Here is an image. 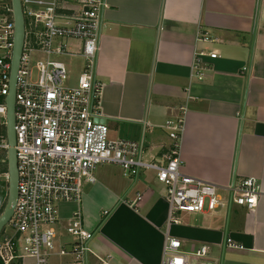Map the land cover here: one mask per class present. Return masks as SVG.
I'll list each match as a JSON object with an SVG mask.
<instances>
[{
    "label": "crops",
    "instance_id": "1",
    "mask_svg": "<svg viewBox=\"0 0 264 264\" xmlns=\"http://www.w3.org/2000/svg\"><path fill=\"white\" fill-rule=\"evenodd\" d=\"M106 3L95 80L109 139L143 142L146 159L163 165L171 143L165 123L184 108V172L219 187L226 201L228 187L243 179L256 180L262 195L253 211L233 204L182 213L179 224H169L166 189L155 171L131 180L105 167L80 202L59 205L56 252L70 242L65 229L78 213L94 234L90 264H162L167 237L181 242L188 264H264V0ZM68 45L80 51L79 41ZM3 206L0 196V212ZM202 247L208 253L197 257Z\"/></svg>",
    "mask_w": 264,
    "mask_h": 264
},
{
    "label": "built area",
    "instance_id": "2",
    "mask_svg": "<svg viewBox=\"0 0 264 264\" xmlns=\"http://www.w3.org/2000/svg\"><path fill=\"white\" fill-rule=\"evenodd\" d=\"M10 1L0 0L2 163L7 160L9 150L7 97L15 47ZM21 4L25 37L15 95L18 200L14 216L0 235V264H51L56 253L70 257V264H90L94 234L86 228L82 216L77 213L72 218L65 229L70 242L57 252L60 235L55 227L59 205L80 202L85 188L98 183V172L105 167L119 168L131 180L155 171L157 181L166 189L169 224H179L178 215L182 213L215 212L233 204L249 211L257 208L262 191L256 180L234 182L228 187L230 199L226 201L220 196L219 187L184 172L181 158L184 108L180 116L165 123L171 143L164 151L163 165L154 158L146 159L143 142L111 141L108 126L96 123L102 116V86L95 80V73L103 15L108 9L106 0H21ZM68 40L79 41L80 51L72 50ZM33 54H42L46 60L34 62ZM54 57L82 58L77 85L67 86L71 72ZM209 57L215 60L218 54L213 52ZM202 66H195L199 81L204 78ZM0 179L7 183L8 173L0 175ZM136 200L137 204L142 202L143 195L138 194ZM108 214L105 212L104 216ZM227 243L237 248L232 240ZM207 253L208 248L202 247L195 255L204 257ZM162 264H188L179 240L167 237Z\"/></svg>",
    "mask_w": 264,
    "mask_h": 264
},
{
    "label": "water",
    "instance_id": "3",
    "mask_svg": "<svg viewBox=\"0 0 264 264\" xmlns=\"http://www.w3.org/2000/svg\"><path fill=\"white\" fill-rule=\"evenodd\" d=\"M14 24H15V37H14V54L12 61V71H11V90L10 94L7 97L8 105V143L9 150L7 164L9 179L6 184L7 192L6 198L7 202L5 208L0 215V235L3 229L9 224L12 217L14 216L16 210V204L18 200V169H17V157H16V135H15V95H16V82H17V73L19 69L20 57L22 53V48L24 44L25 37V21L23 17L22 4L21 0H11ZM97 124H106V120L97 119Z\"/></svg>",
    "mask_w": 264,
    "mask_h": 264
},
{
    "label": "rangeland",
    "instance_id": "4",
    "mask_svg": "<svg viewBox=\"0 0 264 264\" xmlns=\"http://www.w3.org/2000/svg\"><path fill=\"white\" fill-rule=\"evenodd\" d=\"M32 58H33L34 62L41 61V60H46V57L43 56L42 54H33ZM53 60L64 62L67 65V67L69 68V70L71 72V76L74 75L73 76V79L74 80H77V78H78L77 72H78V70L82 66V61H83L82 59H81L82 60L81 61L80 59H69V58H64V57H62V58H55L54 57ZM71 81L72 80L68 81L67 86H72L73 87L74 85H76V84H73V81L72 82ZM1 156H2V154L0 153V157ZM6 167L7 166L2 163V159L0 158V174L6 172V170H7ZM152 174H153V172H152ZM6 189L7 188L5 186H3V180L0 179V196L3 199L4 205L6 204V199H5ZM1 212H2V209H1ZM1 212H0V214H1ZM7 230H8V232H9L10 235H13V231L11 230L10 227H8ZM65 237L68 238V236L66 234H65ZM50 263L51 264H60L61 263V260H60V258H57V257H54L53 256L51 258V262Z\"/></svg>",
    "mask_w": 264,
    "mask_h": 264
},
{
    "label": "trees",
    "instance_id": "5",
    "mask_svg": "<svg viewBox=\"0 0 264 264\" xmlns=\"http://www.w3.org/2000/svg\"><path fill=\"white\" fill-rule=\"evenodd\" d=\"M10 3H11V1H10ZM1 165H2V164H1ZM4 165H6V164H4ZM6 166H7V165H6ZM6 168H7V167H6ZM7 172H8V168H7L6 172L1 173L0 175L5 174V173H7ZM3 207L5 208V205H4ZM4 208L2 209V212H3ZM2 212H1V214H2ZM1 214H0V215H1Z\"/></svg>",
    "mask_w": 264,
    "mask_h": 264
},
{
    "label": "clouds",
    "instance_id": "6",
    "mask_svg": "<svg viewBox=\"0 0 264 264\" xmlns=\"http://www.w3.org/2000/svg\"><path fill=\"white\" fill-rule=\"evenodd\" d=\"M3 164H5V163H3ZM7 165V164H6ZM8 173V172H7ZM6 202H7V198H6ZM6 205V204H5Z\"/></svg>",
    "mask_w": 264,
    "mask_h": 264
}]
</instances>
